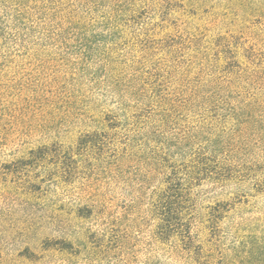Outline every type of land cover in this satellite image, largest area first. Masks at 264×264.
<instances>
[{
	"label": "trees",
	"instance_id": "1",
	"mask_svg": "<svg viewBox=\"0 0 264 264\" xmlns=\"http://www.w3.org/2000/svg\"><path fill=\"white\" fill-rule=\"evenodd\" d=\"M181 5L0 0V171L40 193L77 181L86 159L143 147L162 170L152 202L162 242L190 264H225L193 232L196 190L264 192V41L190 29Z\"/></svg>",
	"mask_w": 264,
	"mask_h": 264
},
{
	"label": "rangeland",
	"instance_id": "2",
	"mask_svg": "<svg viewBox=\"0 0 264 264\" xmlns=\"http://www.w3.org/2000/svg\"><path fill=\"white\" fill-rule=\"evenodd\" d=\"M177 1L184 7L176 17L190 29L264 41V0ZM101 137L113 154L114 133ZM143 149L122 160L86 159L77 181L53 179L40 193L0 171V264H190L160 238L152 202L162 170ZM196 197L193 232L211 242L216 262L264 264V192L206 181Z\"/></svg>",
	"mask_w": 264,
	"mask_h": 264
}]
</instances>
